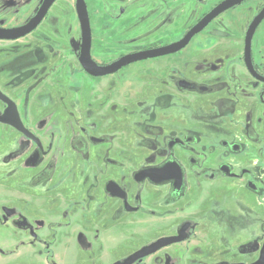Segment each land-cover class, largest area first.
Segmentation results:
<instances>
[{
	"label": "flooded vegetation",
	"instance_id": "flooded-vegetation-1",
	"mask_svg": "<svg viewBox=\"0 0 264 264\" xmlns=\"http://www.w3.org/2000/svg\"><path fill=\"white\" fill-rule=\"evenodd\" d=\"M44 1L0 0V33L19 36L0 39V224L21 236L15 245L37 248V262L52 264L123 263L161 242L131 264L257 262L264 249V0L230 7L175 53L105 76L79 63L77 0H55L36 18ZM82 1L90 59L102 68L179 42L227 0ZM185 4L198 19L178 39L154 43L168 36V18H184ZM261 14L247 49L249 26ZM224 17L252 18L240 53L219 50L186 68L181 60L201 34L213 42L224 30L221 39L234 35L220 27ZM53 18H76L78 42L71 44L63 26L69 43L58 47ZM136 18H147L146 30ZM122 31L132 35L124 43ZM59 48L77 56L71 78L83 82V124L77 118L59 126L54 118L58 87L79 89H67L66 79L53 86ZM99 82L100 95L91 90ZM139 106L148 123L126 125L123 118ZM239 239L245 242L235 250Z\"/></svg>",
	"mask_w": 264,
	"mask_h": 264
},
{
	"label": "rangeland",
	"instance_id": "rangeland-1",
	"mask_svg": "<svg viewBox=\"0 0 264 264\" xmlns=\"http://www.w3.org/2000/svg\"><path fill=\"white\" fill-rule=\"evenodd\" d=\"M64 6L65 4H60L58 8L62 9L64 8ZM189 6L190 5H187V4H185L184 6V8L186 9L184 18H168L169 21H167V24H165L163 29L165 31L164 33L167 34L169 37L164 35V37L159 38V40L155 39L153 41L154 43L155 42L162 43V42H165L166 40L172 41V40L178 39L181 33L187 28H189V26L192 25L198 19V18H195V16H197V13L191 14L193 7L192 6L189 7ZM250 19L252 18H244V17L243 18L242 17L240 18H228V17L221 18L220 27L223 25L228 26L230 28L231 34L232 35L234 34V35L229 38H226V37H224V39L222 38L223 40H225V42H223L222 44H217L218 41L222 40L221 37L227 35L226 30H224V32L222 33H218L219 35L217 36L218 40L214 39V42L211 40L212 38L211 34L210 35L201 34L199 37H197L193 41V43L191 44V47H189V49L186 51V54H185L186 57H184L183 60H181V63H185L186 68H192L193 64L199 62L202 59H205L206 62H210L215 52L219 50L229 53V57L231 58L236 56L237 54L240 53L244 30ZM136 20H141V19L136 18ZM146 20L147 18H143L141 20L143 23V26H141L139 30L145 29L144 23ZM53 21L54 22L58 21L57 25L61 29L60 33L58 34L60 37L59 39H57L59 42H61L60 44H58V47L68 46L67 43H69L66 40L65 38L66 36L64 35V33L61 34L62 30H64L62 29L63 26L65 27L68 26L69 28L66 35L69 37L71 44L78 42L80 32H79L78 22L76 18H53ZM263 29H264V26H263ZM126 32L127 31H122L120 33L121 35L120 38L123 41V43L124 41H126L124 40L126 37L132 36V35L127 36ZM208 32H211V29ZM104 57L106 60H109V59L116 57V55L111 54V55H105ZM53 65H56L55 68L57 70L55 75H53V86L54 87L56 86L57 88V85L61 86V84H63L64 82L62 80L64 79L67 80L64 83L67 89L68 87L76 88L79 86V89H76V91L72 90L73 92H66V93L61 92L60 87H58L59 91L57 90L56 93L53 95V109L54 108L56 109L54 113L55 114L54 118L58 119L57 124L59 126H64V125L70 126L71 122L77 118H78L77 120L79 121V123L83 124L84 122V119L82 118V110H83L82 105L83 104L81 103V97H82L81 94L83 93V87H82L83 82L81 81L79 85H74L73 79L71 78V77L74 78L75 76V73H73V71L71 70L72 69L75 70L78 68L76 54L75 53L70 54L66 52L63 53V51L60 49L53 54ZM68 69L70 73L67 72V76H66V71ZM45 82L47 83L46 84L47 86L50 85L49 78L46 79ZM45 82L43 84H45ZM102 87L103 85L101 84V82L91 84V90L98 91L97 94L99 95L103 94ZM68 96H71L72 98L74 96L73 100L75 101L78 97L80 102L78 103V102H72L71 100L69 101ZM129 99L130 98H127L125 101H128ZM210 99H212L211 96L209 98H205L204 100H210ZM133 109L135 111L133 110V112L130 113L127 117L123 118L124 119L123 121L126 122V125L131 124L133 126V124L138 123L143 120H145V123H148L150 118H148L147 111H144V109L140 106L135 107ZM47 110H49V108H47ZM71 111H73L74 116L71 115ZM214 122H218V124H221L219 119L218 121H214ZM19 237L21 236H19L17 232H11L10 230L4 228L0 224V264H52L49 262L48 263L37 262L39 261L38 258L34 257L36 254L35 250L37 248H30L27 246H16L15 245L17 241L16 239H18ZM243 242L245 241H241L240 239L235 240L233 242L232 248L236 250V248L240 246V244H242ZM32 255L33 257H30ZM236 256L239 257V259L242 258L240 255L238 256L236 254L234 255V260L237 259ZM77 264H91V263H86V262L81 263L80 262ZM101 264H106V263H101Z\"/></svg>",
	"mask_w": 264,
	"mask_h": 264
},
{
	"label": "water",
	"instance_id": "water-1",
	"mask_svg": "<svg viewBox=\"0 0 264 264\" xmlns=\"http://www.w3.org/2000/svg\"><path fill=\"white\" fill-rule=\"evenodd\" d=\"M55 0H45L39 13L38 16L36 18H42L43 15L45 14V12L47 11V9L49 8V6L52 4V2H54ZM243 0H238L237 2L232 1V0H227L226 2H222L220 5H218L215 9H213L211 11V13H209L205 18H203L197 25H195L189 32L188 34L179 42L157 49L155 51H148V52H142V53H137V54H133V55H129L126 56L124 58H122L121 60H119L118 62L108 66V67H96L93 62L90 59V55H89V47H90V28H89V21H88V16H87V11L85 8V5L83 3L82 0H77V5H76V12L78 15V21L80 24V31H81V35H82V50H81V55H80V59H79V63L81 65V67L83 68V70H85L86 72L90 73L93 76H105L111 73H114L115 71H117L118 69L130 64V63H134L137 61H141L150 57H157V56H163V55H168L171 53H175L179 50H181L183 47H185L188 42L190 41V39L197 33H199L200 31H202L205 26L217 15H219L220 13L224 12L225 10L229 9L230 7L238 4L239 2H241ZM262 14H264V10L262 12ZM262 14L258 17L255 18L254 21L251 23V25L249 26V29L247 31V38H246V48L248 49L249 47V37L251 36V32H253L256 28V26L260 23V21L263 19L261 18ZM3 33H0V39H16L19 36H7V35H2ZM5 34V33H4ZM248 50H246L247 52ZM161 243H157L153 246L150 247H146L144 249H142L140 252L136 253L135 255L129 257L128 259H126L123 263H118V264H131L133 263L137 258L146 256L148 254H150L153 250L154 247L162 244ZM166 243H168V241L166 240ZM253 264H264V249L262 250L260 257L258 259L257 262L253 263Z\"/></svg>",
	"mask_w": 264,
	"mask_h": 264
}]
</instances>
